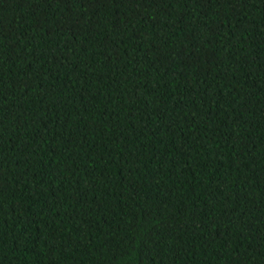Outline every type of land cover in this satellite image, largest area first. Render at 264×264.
Returning <instances> with one entry per match:
<instances>
[{
	"label": "trees",
	"instance_id": "trees-1",
	"mask_svg": "<svg viewBox=\"0 0 264 264\" xmlns=\"http://www.w3.org/2000/svg\"><path fill=\"white\" fill-rule=\"evenodd\" d=\"M0 264H264V0H0Z\"/></svg>",
	"mask_w": 264,
	"mask_h": 264
}]
</instances>
